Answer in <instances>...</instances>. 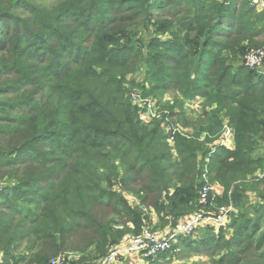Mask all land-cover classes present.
Returning a JSON list of instances; mask_svg holds the SVG:
<instances>
[{
	"label": "trees",
	"instance_id": "16d2710c",
	"mask_svg": "<svg viewBox=\"0 0 264 264\" xmlns=\"http://www.w3.org/2000/svg\"><path fill=\"white\" fill-rule=\"evenodd\" d=\"M49 1L51 8L36 0H0V72L11 73L4 81L0 75V181L13 182L0 194V247L11 257L26 241L28 255L15 264H44L63 251L86 253L88 261L106 257L122 241L126 224L140 232L142 206L160 204L158 214L175 218L191 213L200 185L198 137L205 133L208 143L217 137L222 109L229 111L234 148L203 151L212 180L229 190L264 164L251 151L264 138V74L229 63L246 42L264 44L255 42L256 36L264 39V11L255 14L251 0ZM141 4L168 13V27L155 30L171 37L150 39L144 47L151 93L173 90L217 108L190 115L176 101L182 111L168 110L163 120L175 118L194 134L175 137L176 157L161 123L141 124L123 81L134 71L129 62L143 56L123 43L135 35L130 23L139 18L127 15L126 6ZM242 4L249 6L244 13L250 19H243ZM84 22L82 30L93 36L77 42L74 32ZM35 51L41 53L34 56ZM31 62L38 64L36 75L29 73ZM23 77L43 82L44 90L29 96L32 83ZM115 180L136 194L140 210L114 191ZM228 203V197L217 201ZM260 211L254 222L232 224L227 252L211 264H264ZM204 244L224 248L211 239Z\"/></svg>",
	"mask_w": 264,
	"mask_h": 264
},
{
	"label": "rangeland",
	"instance_id": "374dc122",
	"mask_svg": "<svg viewBox=\"0 0 264 264\" xmlns=\"http://www.w3.org/2000/svg\"><path fill=\"white\" fill-rule=\"evenodd\" d=\"M39 5H42L47 8H51L54 6V3L49 0H36ZM220 1V0H219ZM252 5L254 6L255 14L261 13L264 11V0H251ZM249 1V3L251 4ZM149 4L151 2L149 1ZM154 5L147 6L146 4L141 5H133V6H126V14L131 15L132 13L138 14L139 18L133 23V25L130 23L131 28L135 35L131 37L130 39H125L123 43L128 48L131 49H139L143 51V56L141 60L137 61H131L129 62L130 65L134 66L133 73L127 74L125 76V86L126 84L130 87L128 90V93H135L134 95L142 96L143 98L149 99L152 103L155 104V108L157 110L156 117L153 118V120L150 123H146L145 120H141L139 117V108L134 106L132 104L133 100H131V96L128 94V99L133 107H135L138 111V119L141 122L142 125L145 127H152L154 123H161V129L164 132L165 135L169 138L170 134H172L173 130H176L177 132L175 134H172L173 140L171 143H168V147L172 152L176 154L175 150V137L177 135H181L183 137H186L187 139H191L194 137L193 131L189 128L183 127L180 122L177 121V119L169 117L168 116V122L163 120V117L168 115L169 109L173 108L175 113L181 112L182 108L179 106L176 107V101H180L183 106V111L188 114H202L204 111H216V106L213 105H206L204 103L203 99L196 98V99H190L186 100L184 99L178 92L170 90V91H155L153 94L151 93V86L146 81L147 74H148V65H147V53L144 49L147 42L150 39H158L161 42H168V40H171V37L168 35V32H157L155 29H157V26L163 25L165 26L164 29L168 27V13L162 14L159 10L153 9L149 10ZM249 9V6L242 4V16L244 20L250 19V14H245L244 11H247ZM150 11L153 14V17L151 21L148 23L145 22L147 13ZM115 15H121V14H115ZM124 16V14H122ZM154 15H157L156 17ZM164 18V20H162ZM259 24L263 25V22H260L257 20ZM138 23V25H136ZM85 25H88L86 22L82 24L81 27H78L75 32V40L77 42H83L84 39H91L93 36V33L91 32H84L82 28H84ZM163 30V29H162ZM175 30V29H174ZM132 32V31H131ZM256 43H261V41H264V39H261V36L255 37ZM88 42V41H86ZM253 43V41H251ZM246 47L243 49V53L239 55L236 59L231 60L230 59V66H232L234 69H237L240 66H244V60L247 55V52L250 49H257V48H264L263 45H251L250 43L246 42ZM123 45V44H121ZM83 48H87V46H83ZM82 48V49H83ZM41 52L35 51L32 53L34 56H38ZM33 61V60H32ZM64 63V62H62ZM31 67L29 68V73H38L39 67L38 64L31 62ZM47 67V65H46ZM245 67V66H244ZM1 75V81H4L7 79V77L11 76V73L8 70H3L0 72ZM165 76H162L164 78ZM16 79H19V77H16ZM23 82L28 85L29 83H32V85L29 86V91H31L29 96H35L36 92H40V89L44 90V83L39 81H33L28 80L26 77L22 78ZM121 80V79H119ZM48 81V80H47ZM136 85L137 87L133 88L130 86V84ZM43 86L42 88H40ZM132 89L134 91H132ZM151 93V95H150ZM132 101V102H131ZM136 105V104H135ZM194 105H197L195 107ZM220 119L224 123L226 120L228 122L227 126L232 128L230 125V119H229V111L228 109H222L220 114ZM3 118V116H0ZM172 118V119H170ZM163 120V121H162ZM2 124L0 123V126ZM165 128H168V133ZM223 128L221 129L220 133L217 135V137L214 138V140L211 143H208L206 141L207 135L205 133H202L201 136L198 137V140L203 145L202 151L198 153L197 162L199 163L198 169H200V175H199V183L201 185L203 176L205 175V178L208 177L209 181L211 182V185L214 187V194L216 197H218V200L220 199H226L228 197V202L230 201L234 207V212L230 214L228 218H226L225 221H218L216 217L212 218V221L207 224L205 222H200L198 225H196V230L193 234H184L178 231V222H183L186 220H189L190 217L198 216L200 212H204V214H207L209 212L213 213L215 211L213 210H207L204 208V206L200 205L199 203V192H200V185L198 188V199L197 203L194 205L195 209L188 214H185L183 216L175 218L174 216L168 215L163 211L161 214L157 213L154 209H161V205L159 204L156 208H149V207H143L142 210L140 207V203L138 200V197L136 194L132 193V191L125 192L124 188L122 187L121 183L117 180L114 182V191H116L117 194H121L122 198L127 202V204L137 210L143 211L145 215V221L142 226V229L139 231H136V228L133 224L128 223L126 224V228L124 230L125 236L122 238V241L120 244L114 247H118V253L115 255L113 261L111 264H149V261L153 264H211L210 259L216 258L218 259L221 255L227 252L226 248L227 242L234 237V229L232 227V224H235L236 226L244 224L247 221L254 222L258 218H254L257 211L263 210L264 211V164L262 166L258 167L257 171L253 173V176L247 177L246 179H241L238 182H235L229 187V190H225L224 187L219 184L216 181H213V170H210V161L208 162L207 157L204 156L203 151L206 150V147L211 151L214 148L215 145L219 141L220 136L222 135ZM252 154L256 155L257 152H259V157L264 159V138H259L257 141V144L254 145V148H252ZM173 155V154H172ZM175 156V157H176ZM264 161V160H263ZM208 162V163H207ZM121 169V168H120ZM120 175L121 171L119 170ZM206 173V174H205ZM122 179V176L120 180ZM9 179L4 178V180L0 181V194L6 189L8 185L13 184L12 181H7ZM117 181V182H116ZM104 187H107L104 185ZM131 190V189H130ZM234 190V191H233ZM124 191V193H122ZM233 191V192H232ZM232 197L234 199H232ZM217 200V201H218ZM247 204V207H246ZM261 212V211H260ZM121 229V228H119ZM144 230V232H143ZM143 232V233H142ZM260 232H264V225L261 226ZM144 233H149L152 235H155L158 239H165L168 241V247H164L163 250H159L155 255H151L152 250H154V245H147L144 250L136 251L135 252H128L127 247L129 246L130 242L141 236ZM141 234V235H140ZM139 235V236H138ZM207 239L215 240L214 245H218L219 247H224L219 251V248L213 249V246H207L204 244L201 246V243ZM186 240V241H184ZM24 243L20 245V247L13 252V255L11 257H8L5 249L3 247H0V264H15L17 260H20L23 257H27L28 252L26 251V241H23ZM187 242V246L186 243ZM192 242L196 244L195 246L190 245L189 243ZM196 242H200V245L197 246ZM178 244V245H177ZM124 245V247H119ZM215 247V246H214ZM109 254V252H108ZM213 255L215 257H213ZM59 256L60 258L64 259V264H96L97 261H101L103 258L97 259L96 261H88V257L86 256V253L84 254H76L69 251H63L58 253L57 255H54L50 258L53 259L55 257ZM126 256V257H125ZM50 260H48L44 264H50ZM37 264V263H33ZM99 264V263H98Z\"/></svg>",
	"mask_w": 264,
	"mask_h": 264
},
{
	"label": "built area",
	"instance_id": "2783aa9c",
	"mask_svg": "<svg viewBox=\"0 0 264 264\" xmlns=\"http://www.w3.org/2000/svg\"><path fill=\"white\" fill-rule=\"evenodd\" d=\"M244 66L248 70L256 71L259 74H264V48L250 49L245 57ZM134 94L135 93H129V95L131 96V100H133V102L131 101L132 104L137 108H139L140 110L139 118L141 120H145L146 123H150L153 120V118L156 117L157 110L155 108V104L152 103L149 99L143 98L141 95L137 96ZM227 124L228 122L225 120L223 123V132L219 138V142L221 143L225 142L226 140L233 139L234 136L233 128L228 127ZM165 129L168 133V128ZM176 132H177L176 130H173L172 134H175ZM172 134H170L169 138L167 139L168 143H171L173 140ZM217 147H224V146L222 144L221 146H217ZM212 152H214V148ZM172 154L175 155L174 152H172ZM203 177L204 178L200 185L201 188L199 192V203L200 205L204 206L205 209L213 210L215 212L213 213L209 212L207 214H204V212H200V214L196 217L192 216L190 217L189 220L178 222L179 225L177 228L178 231L181 233L193 234L196 230V225H198V223L205 222L209 224L212 221L213 217H216L218 221H225L226 218H228L230 214L234 212V207L230 201L228 204L225 205L217 204V200L219 196L218 197L215 196L214 187L211 185L209 178L208 177L205 178V175ZM147 245H154V250H152V253L150 255L152 256L155 255L159 250H163L164 247H168V241L165 239H158L155 235L144 233L130 242L129 246L127 247V251L128 252H135V250L141 251L144 250V248ZM119 247H124V245ZM118 251H119L118 247H111L109 250V254L101 261L98 260L96 264L98 263L111 264ZM50 264H64V259L57 256L50 260Z\"/></svg>",
	"mask_w": 264,
	"mask_h": 264
},
{
	"label": "crops",
	"instance_id": "0c3cea01",
	"mask_svg": "<svg viewBox=\"0 0 264 264\" xmlns=\"http://www.w3.org/2000/svg\"><path fill=\"white\" fill-rule=\"evenodd\" d=\"M196 100H198V99H196ZM195 107H197V105H194ZM223 144V146L225 147V148H227V149H230V150H232L233 148H234V146H233V139H231V140H226L225 142H223V143H221V142H217L216 143V146H221ZM174 156H176V155H173V157ZM126 257V256H125Z\"/></svg>",
	"mask_w": 264,
	"mask_h": 264
}]
</instances>
